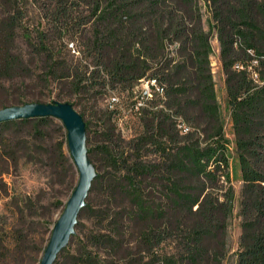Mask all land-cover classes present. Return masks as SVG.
<instances>
[{
	"label": "trees",
	"instance_id": "16d2710c",
	"mask_svg": "<svg viewBox=\"0 0 264 264\" xmlns=\"http://www.w3.org/2000/svg\"><path fill=\"white\" fill-rule=\"evenodd\" d=\"M213 38L241 180L234 264H264V0H0V109L81 107L84 95L96 105L113 93L136 117L125 139L118 110L99 108L88 147L96 176L53 264L229 257L235 193ZM141 81L149 91L137 105ZM27 169L42 179L31 191L16 180ZM75 172L56 118L0 123V264H39Z\"/></svg>",
	"mask_w": 264,
	"mask_h": 264
},
{
	"label": "water",
	"instance_id": "95a60500",
	"mask_svg": "<svg viewBox=\"0 0 264 264\" xmlns=\"http://www.w3.org/2000/svg\"><path fill=\"white\" fill-rule=\"evenodd\" d=\"M36 117H53L61 121L66 130L70 156L78 171L77 184L67 199L64 210L52 227L49 241L39 262V264H53L59 252L67 246L70 236L75 232L78 214L86 204L96 171L88 157L86 124L71 103L32 102L0 109V123Z\"/></svg>",
	"mask_w": 264,
	"mask_h": 264
},
{
	"label": "rangeland",
	"instance_id": "374dc122",
	"mask_svg": "<svg viewBox=\"0 0 264 264\" xmlns=\"http://www.w3.org/2000/svg\"><path fill=\"white\" fill-rule=\"evenodd\" d=\"M32 14H36V10H34ZM208 16L209 15L206 12L203 17V21H204L203 26L205 30H208V23L206 20ZM211 45L213 49V53L210 57L211 67H212V73H213V78L215 82V91H216L217 100L220 104L222 114L225 118V133L229 141L228 148H229V157H230V167H231V172H232V186H233L234 193H235L233 217L231 219V223L229 226V239H230L229 257L223 261V264H234L235 257L233 253L237 248V240L240 234V227H239L240 219L237 216L238 199H239V192H240V187H241L240 170L237 164L235 151H234V141H233L234 136L232 133L230 122H229L228 112L225 108L226 94H225V85H224V75L221 70V65L219 61L218 43L215 38L211 40ZM68 48L71 49V53L74 52L73 50L74 47H72V44H68ZM148 91L149 89H148L147 82L141 81L135 87L134 92L137 94V96L140 97V96H144L145 94H147ZM94 101L95 100L92 97L88 95H84L81 100L82 102L81 107L73 106L78 111H83V106H84L85 107L84 118L86 121H90L91 144L87 145V148L92 147L94 140H95V138L93 137L94 136L93 131L97 129V124L99 123L98 118L102 114V112L99 111V108L104 109L108 107L109 109H117L118 110V113L116 114V116H118L117 125H116L117 130H119L121 136L125 139H128L134 135L135 131L137 130V126L135 124L136 117L134 116L131 109L129 107L128 108L126 107V105L130 103V100H126L125 96L116 95L112 93L110 96H106L103 99H99L96 105ZM138 101L139 103H137V105H140L143 102L141 97ZM93 159H94L93 162L96 165V167L100 166L99 158L93 157ZM75 169H76V166H75ZM16 180H18V182L22 184V186L27 191L33 190L36 186H38L42 182L40 174L35 173L34 171H31L29 169L24 170L22 172V176L17 177ZM75 180L76 181L78 180L77 169L75 172ZM65 199H66V195L62 197V200H65ZM58 213L59 211H57V213L54 215V218H57Z\"/></svg>",
	"mask_w": 264,
	"mask_h": 264
}]
</instances>
